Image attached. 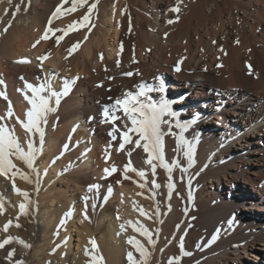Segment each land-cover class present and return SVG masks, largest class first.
<instances>
[{
    "label": "bare ground",
    "instance_id": "6f19581e",
    "mask_svg": "<svg viewBox=\"0 0 264 264\" xmlns=\"http://www.w3.org/2000/svg\"><path fill=\"white\" fill-rule=\"evenodd\" d=\"M99 1L88 0L68 13L69 0L54 17L62 0H0V125L14 130L25 150L29 138L37 149L34 170L13 157L31 183L15 169L0 175V223L25 202L15 184L28 193L27 205L38 204V220L46 224L36 246L40 264H60L41 258L44 231L58 220L69 244V228L78 233L77 250L100 232L103 264H129V251L139 259L127 243L130 237L149 250L147 264H176V258L178 264H264V0H182L179 13L170 11L177 0ZM72 24L76 28L58 46L49 32L52 38L32 47L46 28L59 29L55 35L60 36ZM77 42L79 48L69 56L67 49ZM40 56L48 57L43 67ZM22 59L30 63H17ZM63 74L79 79L42 125L41 151L39 134L30 137L17 122L25 120L30 107L25 82L35 86L50 77L60 91ZM157 78L164 80L163 95L179 120L194 121L183 133L188 143L179 148L175 121L162 125L165 160L178 164L171 179L156 161L152 173L142 147L126 144L118 150L122 141L109 136L112 125L101 123L104 106L137 93L139 84L158 86ZM148 95L158 102L162 94ZM189 146L191 165L184 155ZM129 162L146 177L129 172L130 179H124ZM113 166L117 172L104 178V169ZM169 183L174 186L170 197ZM92 185L98 190L89 191ZM141 208L150 218L140 214ZM129 221L143 224L155 245ZM80 253L83 257V248ZM94 256L84 264H94Z\"/></svg>",
    "mask_w": 264,
    "mask_h": 264
},
{
    "label": "snow or ice",
    "instance_id": "6c2138e0",
    "mask_svg": "<svg viewBox=\"0 0 264 264\" xmlns=\"http://www.w3.org/2000/svg\"><path fill=\"white\" fill-rule=\"evenodd\" d=\"M11 2V0H9ZM88 0H71L70 7L66 9L68 13L76 11L80 7H84L87 4ZM182 0H177V5L170 9V11L179 13L180 7L179 4ZM69 3V0H62L61 6H58L53 13L54 17H58L61 14V7L63 4ZM95 8V4H92L88 8V13L92 12V9ZM17 11H19V7L17 6ZM83 21L87 22L89 16L86 14L83 16ZM179 20V16L176 17V21ZM49 25H51L52 21L49 20ZM169 24L174 23L173 20H168ZM10 26V25H9ZM76 28L75 24L69 26L68 30L64 31L63 35L56 36L57 30H52L51 28H46L41 37L32 45L35 48L42 40H48L52 37L49 36V32L52 33V36L55 37V44L58 46L60 42L64 39L68 32L74 30ZM3 31L6 33L8 31V27H4ZM238 43V41H237ZM79 48V42L72 45L67 49L68 55L71 56L73 52ZM47 56L37 57L38 60L41 61V67H43V61L46 60ZM67 59V57H65ZM17 63H30L29 60L22 59L17 61ZM250 68V66H249ZM179 71V68L176 69ZM249 74H252L251 71ZM128 76H131L132 73H127ZM78 77L73 78L71 80L65 79L60 91H57L53 87V83L51 78H46L44 81L38 85H33L31 83L25 82V87L30 90L31 96L25 95V99L27 100L30 107L25 112V120H20L17 118V122L21 124V127L25 130L26 133L34 135L36 133L39 134L40 140V150L42 151L43 143H44V131L42 129V125L47 124V118L49 114L56 111V108L61 103V98L67 96L72 86L75 85ZM159 80L158 86H149L146 84H139L137 88L139 91L135 94L128 92L123 95L122 98H117L114 100L111 106H104L102 111V120L101 123H110L112 125V130L109 132V136L112 137L113 140H117L119 138V149L123 150L126 144L134 145V148H143L144 153L147 154L146 163L151 166L152 173H156L157 163L159 167L163 168L166 173L169 175V179H171V173L174 167H177V162H172L171 164L165 160L164 151H163V137L164 132L162 130V125L172 126V121H175V127L180 130V134L177 136V147H181L184 144H187L188 141L183 137L184 131L187 130L189 125L194 121H185L181 122L179 120V115L177 111L173 109V102L168 100L163 94L166 90V85L163 79L157 78ZM23 80V77H21ZM2 83V81H0ZM100 87L101 85H97ZM18 91H22L18 89ZM150 92H159L161 93V97L159 101H154L148 93ZM0 96H4V93H0ZM6 98V97H5ZM55 105V107L53 106ZM117 113H122V116L117 115ZM8 117L13 116V112L11 110V105H9ZM126 118V119H124ZM4 119L0 117V120ZM117 120H120L121 123L118 125L116 123ZM132 134H135L137 139H133ZM143 142V143H141ZM111 147V145H109ZM131 155V152H129ZM184 155L188 158V163L191 165L193 161V149L191 146L188 147L187 151L184 152ZM37 156V149L35 144L31 138L27 141V150L21 146L18 137L15 135L14 130H9L6 126L0 125V175H7L9 172H12L14 169L19 173L20 178L31 183L29 176L23 172H20L17 168V165L13 162V157L16 160L22 161L24 165L28 169H32L35 163ZM156 161L157 163H154ZM117 172V168L115 166L104 169L105 177L110 176L111 174ZM129 172H135L137 176L141 179L146 177V173L141 170H137L132 167L131 162L125 165L123 170L124 179H130L128 176ZM119 183V181H117ZM140 187H144L143 184L139 185ZM14 190L16 193L24 198L25 202L19 204V210L21 215L27 214V203H30L28 193L22 192L20 189L15 187L13 184ZM153 187L159 188L160 185L153 181ZM173 185L171 183L168 184L169 189V197L171 196V191L173 189ZM93 188L98 190L99 185H92L89 187V191H92ZM109 193L111 192V188H109ZM191 198V197H189ZM85 202H87V197L84 198ZM154 199V197H153ZM27 202V203H26ZM95 205H93V208ZM4 209V203L0 201V212ZM140 214L146 218H150L149 214L145 212L142 208L139 209ZM70 215V213H69ZM87 218V216H85ZM63 223V221H62ZM12 222L8 221L3 227V231L5 233L8 232L9 227ZM129 226L132 227L133 231L138 232L141 236H143L149 245L154 246L155 241L153 240L151 232L141 223L136 222L135 224L131 221L128 222ZM20 225L17 224L16 227ZM123 228V226H122ZM13 237L8 236L7 238L0 241V249H3L6 245H9L14 242ZM19 243H23L22 241H17ZM92 244L93 250H96L97 246L95 241H90ZM127 243L131 245L137 253H139V259H136L133 255L132 251L127 253V260L129 264H147V259L150 255L149 250L142 244L139 240L134 237H130L127 240ZM24 247H30L29 245H24ZM181 252L183 254V244L181 243ZM86 255L88 251L86 250ZM15 255V251H10L8 253V258L11 259ZM94 264H103L102 256H94L93 257ZM17 264H23L22 261H18ZM169 264H172V260L169 261ZM176 264H178V258H176Z\"/></svg>",
    "mask_w": 264,
    "mask_h": 264
},
{
    "label": "rangeland",
    "instance_id": "374dc122",
    "mask_svg": "<svg viewBox=\"0 0 264 264\" xmlns=\"http://www.w3.org/2000/svg\"><path fill=\"white\" fill-rule=\"evenodd\" d=\"M99 2L102 3L103 0H100ZM63 77L67 79V77L69 76L63 74ZM194 113V115H197V112ZM36 182L37 179L35 178V183ZM226 184L228 183L225 182V185ZM37 206L38 204L27 205L26 215H21L20 212L15 213L14 216L7 217L2 220V223H0V241L7 238L8 236L15 238L13 243L6 245L3 249H0V264H17L18 261H22L23 264H40V262L38 261L40 257L38 255L39 249L36 248V246L41 240V231L46 228V224L39 222ZM8 221H11L12 224L9 227L8 232L5 233L3 231V227L6 223H8ZM17 224H19L20 226L16 227ZM93 224L94 218L92 217V225ZM63 229L64 224L62 223V221L58 220L57 223L55 222L54 225H50V227L44 231L46 251L45 254L41 256V258L45 257L46 262L48 261L47 263H52V261L56 258L60 264H71L74 260L77 262V264H84L86 261L88 262V259L92 258V256L101 255V250L99 249L101 245L99 244L101 237L100 232L96 233L91 240L97 241L96 252L90 251L86 256V250L89 251L90 249L88 247H91L92 245L89 242L84 243V245L82 244L83 246L81 245L80 247V250L81 248H83V252H85L82 257L80 250H77V243L79 242L78 233L74 231L72 232V227L69 228L68 235H71V242L69 244L68 240L64 237L65 232L63 231ZM17 241H22L23 243H19ZM65 241L68 242L70 250H68L65 246ZM25 244L29 245L30 247H24ZM86 244L88 245L86 246ZM13 250L15 251V255L11 259H9L8 253Z\"/></svg>",
    "mask_w": 264,
    "mask_h": 264
}]
</instances>
